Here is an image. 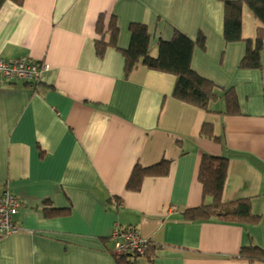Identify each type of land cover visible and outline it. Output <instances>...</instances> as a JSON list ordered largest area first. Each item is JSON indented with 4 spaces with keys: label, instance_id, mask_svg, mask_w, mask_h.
<instances>
[{
    "label": "crops",
    "instance_id": "0c3cea01",
    "mask_svg": "<svg viewBox=\"0 0 264 264\" xmlns=\"http://www.w3.org/2000/svg\"><path fill=\"white\" fill-rule=\"evenodd\" d=\"M226 0H23L0 8V58L44 63L38 82L0 77V196L18 200L19 231L0 237V264H264L239 257L264 249V220L240 225L190 220L208 203L197 179L203 154L227 159L224 200L250 199L264 217V49L260 69L239 68L245 43L223 38ZM242 8L241 34L257 22ZM115 17L120 49L130 23L145 24L151 54L178 30L195 46L191 68L218 87H233L240 114L224 101L208 111L172 96L173 74L134 67L108 47L94 52L96 21ZM218 94L221 92L217 90ZM213 126L220 142L201 135ZM169 163L164 176L126 188L135 165ZM57 209L55 215L49 210ZM134 229L154 245L152 262L113 254L116 230ZM130 263H127L129 262Z\"/></svg>",
    "mask_w": 264,
    "mask_h": 264
},
{
    "label": "trees",
    "instance_id": "16d2710c",
    "mask_svg": "<svg viewBox=\"0 0 264 264\" xmlns=\"http://www.w3.org/2000/svg\"><path fill=\"white\" fill-rule=\"evenodd\" d=\"M11 1L21 5L23 0H0L2 5ZM247 7L257 26L253 38H243L241 34L242 8ZM223 38L226 43L243 41L245 52L238 67L243 69H260L261 52L264 49V0H226L224 1ZM96 36L94 38V52L101 58L108 47L116 48L124 58V74L127 75L134 67L169 72L175 81L172 96L182 102L191 104L208 111L209 104L218 99L224 101V114H240L237 96L233 87H218L214 82L199 76L191 68V54L195 46L205 49V37L198 32L192 40L184 33L174 30L169 40L157 41V54H151L150 36L145 24L130 23V42L127 48L120 49L117 45L118 26L114 16L104 20L102 14L96 21ZM27 83L28 81H24ZM35 83V82H34ZM28 84V83H27ZM217 90L221 92L218 94ZM205 138L220 142L215 135L212 124L204 123L200 131ZM169 163L161 160L148 167L135 165L126 183L128 190H139L145 176H164L168 173ZM227 174V159L223 156L203 154L197 173V179L202 185V198L209 199L196 208L187 209L184 215L190 220L217 219L222 222L240 225L255 224L264 217L252 211L250 199L239 198L224 200L222 192ZM49 214L55 215L59 210L51 209ZM130 229V228H129ZM154 245L149 241L145 247L143 257L152 262ZM126 255L116 256L120 259ZM137 256V255H133ZM138 256V257H141ZM239 257L249 262H264V249L255 245L242 246ZM127 263H130L127 262Z\"/></svg>",
    "mask_w": 264,
    "mask_h": 264
},
{
    "label": "built area",
    "instance_id": "2783aa9c",
    "mask_svg": "<svg viewBox=\"0 0 264 264\" xmlns=\"http://www.w3.org/2000/svg\"><path fill=\"white\" fill-rule=\"evenodd\" d=\"M47 69V65L29 58L21 57L8 62L0 58V77L15 78L21 81L38 82ZM18 200L9 191L5 190L0 196V237L17 233L19 227L13 222V216L17 212ZM114 238L113 254L143 255L147 238L140 236L134 229L119 230L112 233Z\"/></svg>",
    "mask_w": 264,
    "mask_h": 264
},
{
    "label": "rangeland",
    "instance_id": "374dc122",
    "mask_svg": "<svg viewBox=\"0 0 264 264\" xmlns=\"http://www.w3.org/2000/svg\"><path fill=\"white\" fill-rule=\"evenodd\" d=\"M247 9V8H246ZM253 18V17H252Z\"/></svg>",
    "mask_w": 264,
    "mask_h": 264
}]
</instances>
